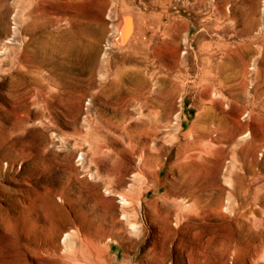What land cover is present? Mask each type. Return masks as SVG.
<instances>
[{"label":"rangeland","instance_id":"374dc122","mask_svg":"<svg viewBox=\"0 0 264 264\" xmlns=\"http://www.w3.org/2000/svg\"><path fill=\"white\" fill-rule=\"evenodd\" d=\"M0 264H264V0H0Z\"/></svg>","mask_w":264,"mask_h":264},{"label":"bare ground","instance_id":"6f19581e","mask_svg":"<svg viewBox=\"0 0 264 264\" xmlns=\"http://www.w3.org/2000/svg\"><path fill=\"white\" fill-rule=\"evenodd\" d=\"M115 11V10H114ZM113 13V12H111ZM109 15V14H108ZM128 16V15H127ZM130 17H126L125 21H124V26H122L123 30L125 31V33H128L130 31L131 26V18ZM25 19V18H24ZM159 21V20H158ZM161 23V21H160ZM169 24V23H168ZM34 25V24H33ZM105 25V24H104ZM103 25V26H104ZM170 25V24H169ZM166 26V25H165ZM171 26V25H170ZM118 27V26H117ZM169 27V26H168ZM80 28V27H79ZM82 28V27H81ZM80 28V29H81ZM100 28H102V25L100 24L99 26V30H97L96 32H94V34H92L93 40L91 42H89L88 44H85L82 48H80V45H78L77 43V38H76V31H74V33H64L62 40L59 41H55V40H50L49 38L47 39L44 35H42L41 37L38 36L37 39H39L38 41H40V44L38 45V49L42 51L43 53V57L41 58V60H39L38 62L40 64H51L53 65L54 63V58H53V53L55 51H66L69 54L73 55H77L78 57L82 58V61L85 63V65L87 66V69L89 72L93 73V72H97L103 76H107V70L106 71H101L103 69L102 66L107 64L108 66H110V64L108 63V51L105 50L103 52V54H100L99 51V47L97 45L96 42H98V40L96 41L97 37H98V32L100 31ZM167 28V27H166ZM80 29L79 33H81ZM169 29V28H168ZM76 30V29H74ZM105 30V27H104ZM132 30V29H131ZM135 31V30H134ZM84 32V31H83ZM27 33V32H26ZM124 33V32H123ZM168 33V31H167ZM144 34V33H142ZM123 35V34H122ZM154 35V34H153ZM128 36V35H127ZM37 37V36H36ZM131 37V36H130ZM153 37V36H152ZM155 37V36H154ZM35 38V37H34ZM33 38V39H34ZM140 38V37H139ZM144 37H141V41H143ZM122 39V37H120V40ZM124 39V38H123ZM132 39V38H131ZM80 41V40H79ZM83 41V40H82ZM131 41V40H130ZM121 44H123V40H121ZM127 42V41H126ZM139 42V41H138ZM152 42V41H151ZM131 43V42H130ZM126 45V44H125ZM125 45H122L125 46ZM16 46V45H15ZM112 46V45H111ZM32 52V51H31ZM37 52V51H36ZM141 51L132 49L130 50V53L127 54V56L122 55L120 60H114V64L116 65V69L112 70V77L110 78V81H117V80H121V79H133V75L138 76L139 74L136 73L138 72V68L140 66V63L142 61L141 58V54H139ZM12 53V52H11ZM35 53V52H32ZM15 54V53H14ZM17 54V53H16ZM39 54V53H38ZM41 54V52H40ZM125 54V53H124ZM25 55V54H24ZM22 55V56H24ZM36 55V53H35ZM35 55L31 56L29 55L28 57V62H30L31 60H35L37 61V59L33 58ZM9 56V55H8ZM67 56V55H66ZM144 56V55H143ZM5 57V56H4ZM37 58V57H36ZM40 58V57H39ZM22 61V60H21ZM26 61V60H25ZM58 61V60H57ZM24 63V62H23ZM111 63V62H110ZM34 64V63H33ZM39 65V64H38ZM36 65V66H38ZM50 65V66H51ZM33 66V65H32ZM35 66V65H34ZM47 66V65H45ZM23 67V66H22ZM105 67V66H104ZM115 67V66H114ZM136 73V74H133ZM133 74V75H132ZM30 75V74H29ZM36 75V74H35ZM53 75V74H52ZM16 79V78H15ZM119 82V81H117ZM17 85V84H16ZM17 87V86H16ZM13 88V87H12ZM19 88V86H18ZM15 90V89H14ZM15 93V92H14ZM137 94V93H136ZM16 104V103H15ZM11 106V105H10ZM12 110V108H11ZM197 148V147H196ZM198 154V153H197ZM194 158V157H193ZM46 230V229H45ZM78 233V232H76ZM67 234V233H66ZM71 235V234H69ZM74 235V234H73ZM71 235V236H73ZM75 237V236H74ZM70 239V238H69ZM37 240V239H36ZM64 242V241H63ZM19 243V242H17ZM72 243V242H71ZM35 244V243H34ZM24 245V244H23ZM36 246V245H35ZM68 246V244H67ZM68 248V247H67ZM41 259V258H40ZM26 260V258H25ZM28 260V259H27ZM31 261V260H30Z\"/></svg>","mask_w":264,"mask_h":264}]
</instances>
